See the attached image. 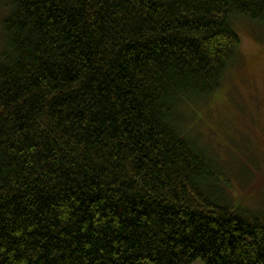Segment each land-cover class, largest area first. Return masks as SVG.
I'll return each mask as SVG.
<instances>
[{
	"label": "trees",
	"instance_id": "obj_1",
	"mask_svg": "<svg viewBox=\"0 0 264 264\" xmlns=\"http://www.w3.org/2000/svg\"><path fill=\"white\" fill-rule=\"evenodd\" d=\"M0 22V264H264L186 132L264 0H8ZM210 143V142H209Z\"/></svg>",
	"mask_w": 264,
	"mask_h": 264
},
{
	"label": "rangeland",
	"instance_id": "obj_2",
	"mask_svg": "<svg viewBox=\"0 0 264 264\" xmlns=\"http://www.w3.org/2000/svg\"><path fill=\"white\" fill-rule=\"evenodd\" d=\"M7 3L0 0V22ZM233 28L240 38L234 62L210 98L188 104L186 132L219 154L231 203L264 217V24L235 19Z\"/></svg>",
	"mask_w": 264,
	"mask_h": 264
}]
</instances>
